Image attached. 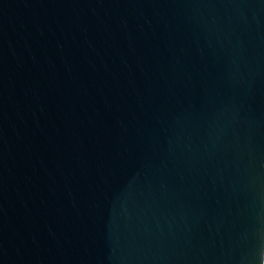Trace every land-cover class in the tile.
<instances>
[{"label": "water", "instance_id": "obj_1", "mask_svg": "<svg viewBox=\"0 0 264 264\" xmlns=\"http://www.w3.org/2000/svg\"><path fill=\"white\" fill-rule=\"evenodd\" d=\"M0 264H264V0H0Z\"/></svg>", "mask_w": 264, "mask_h": 264}]
</instances>
